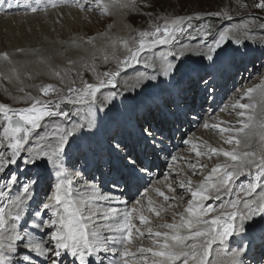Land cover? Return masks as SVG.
Masks as SVG:
<instances>
[{"label": "bare ground", "instance_id": "6f19581e", "mask_svg": "<svg viewBox=\"0 0 264 264\" xmlns=\"http://www.w3.org/2000/svg\"><path fill=\"white\" fill-rule=\"evenodd\" d=\"M78 2L87 10H82L80 7L76 6L77 0H0V53L7 52L11 60V63L1 60L3 71L8 72L9 66L11 70L18 69V67L21 69V64L25 65L24 63L33 64L32 66L34 68L29 65L31 67V70H29L31 76L28 78V81L29 79H33V85L37 90L43 82L60 79L55 72L59 69L65 72L63 73L64 77H62L65 88L75 87L79 83L85 81L83 77L85 73L89 72L94 74L90 81L92 84H97L99 78H103V76L93 73V71L98 69V71L101 72L100 69L102 66L108 65L110 68L116 70L118 60H122L128 55L127 50L123 47V41H128L129 44H131L132 38L137 34V31L126 24L128 15L132 12L130 2L127 0H102L100 6L96 4L95 0H78ZM53 3L59 6L52 7ZM105 5L107 6L106 10L104 8ZM88 6H91V9ZM33 7L40 10L33 13L31 11ZM103 11L111 16L109 18L112 20V24L103 33H96L90 37L91 25L95 28H100L106 20H109L108 18L98 17ZM89 38H92V43L87 42ZM239 39L242 42L244 38L240 37ZM249 40L250 38L248 37L243 41ZM170 46L171 45H159L157 48L155 47L153 57H158L159 54L166 53L168 51L166 49ZM18 49L22 51L18 52ZM190 50L193 54L197 55L196 53L199 50L206 51V48L204 44L200 43L197 46L191 47ZM144 53L141 55L140 61L144 60ZM239 56L241 55L235 54L233 59L229 58L225 60L226 63L222 70L217 68V60L214 64L210 63V65L212 64L210 66L212 74L200 83L202 87L200 84L196 85L200 77H197L195 73L191 72L188 74L189 76L183 75L177 80L171 78V82L166 80L159 87L147 91L146 94L139 95L137 91H133V87L136 86V80L142 72L141 71L128 78L121 75L117 77L118 86L125 88L127 91V99L123 97L119 99L116 95L113 97L111 86L102 88L100 92L97 93L96 104H98V98H102L104 103L109 100L111 101L109 107L105 111H97L96 109H98V106L93 109L92 118L94 120V128L91 132L86 131L79 139L78 144L71 145L69 157L65 160V166L69 167V171H72L70 165L75 164L76 170L80 172V183H74L73 196L77 200L82 197L87 201L93 211L99 210L100 213H103V211L108 208H115L121 212H123L125 208L128 210L136 208L137 211L133 212L132 215L137 225H139L138 216L143 214L150 219L151 223L148 226L152 227L154 231H166V229L159 228L158 225L173 222V213L183 212L187 201L191 199V195L187 192L186 188L182 189L180 187V182L183 181L187 184L190 178L193 187H196L216 164H232L231 161H226L222 156H217V158L212 159L211 155L213 154L208 151L210 148H224L225 150H232L235 148L241 155L245 151L256 152L257 155L264 152V140L261 139V137L264 136V129L260 127L261 124H264V98L261 97L259 89L252 94L251 98L245 97L243 100H240L241 103L255 104L256 108L254 110V125L250 129H245V132L249 134L248 138H245L244 133L236 137L241 140V145L239 147L235 144L228 145L223 142L225 137L232 135L231 133L221 134L218 128L211 127L213 124L220 125L221 127H240L239 121L242 120L243 117L238 116L237 113L242 110L234 109L232 105L244 95V92L248 88L255 87L256 85L254 84L257 81L248 83L250 76L245 77L240 73L238 75L242 77L240 82L238 81L237 87H244L243 91L240 90V93L234 94L226 101H222L221 99V95L224 96V91H227L226 81L229 80L233 83L234 75L238 73L234 71L239 67L236 65ZM105 57H107V60ZM251 57L252 56L249 54L245 55V58L242 59H249ZM197 58L200 61H204L200 56H197ZM168 60L174 61V57L169 56ZM70 61L71 63H69ZM149 63L151 62L149 61ZM138 64L136 63V65ZM135 66L130 69H133ZM226 70L229 71L226 72ZM221 71L225 73L224 78H220ZM231 72H233V74ZM79 78L82 80L76 82ZM257 85H264V80ZM150 87L151 84H148L147 88ZM207 91L208 94H212L210 96H215L214 102H212V108L208 107L207 109V111H211V113H202L200 114L201 116L199 115V119L194 118L195 116L187 117V119L185 116L184 118V112L190 111L196 114V109H198L208 95L206 93ZM18 93L20 94V92ZM141 100L144 102L143 105L140 103ZM160 104L163 106L161 113L162 119H160L159 111L157 112V107ZM146 107H148V109L150 107L151 110L153 109L154 114L150 115V111L144 114V108ZM170 107L173 108L172 111L176 112L178 115H175L178 122L177 125L180 128L179 133H177L178 138L172 136L173 133L169 132L170 130L167 132L166 130L168 128H163L162 126L163 123L176 124L174 118L172 119L169 113ZM219 107H221L223 111H219V113L216 114L214 110H219ZM209 108H211V110ZM78 110L80 112V117L82 116L81 121L86 123L89 118L88 106L78 105L72 112H77ZM248 111L252 112V110ZM73 119H76V117ZM145 119L154 122L156 119L161 120H159L161 124H158L161 128H159L158 133H160V135H158L157 139L162 141L163 150H161V145H157L155 152L151 151V149L145 152L143 149L140 137L136 136L137 128L133 125L135 122L138 123V126L144 125ZM190 121L192 122L190 123ZM205 123L209 124L210 127L207 129L204 128L203 125ZM109 124L111 126H109ZM55 130L56 128H53L46 136L39 139L33 138V141L28 142V144L32 143V145L28 146L27 144V147L32 149L33 153L39 151L38 145L44 146L45 149H47L49 143H56V138L52 135ZM182 136H187L186 140L189 141L191 145L190 149H186L188 148L186 147L188 143H184L185 140L182 141ZM113 137L120 139L121 142L127 146V150L135 152L140 158L145 159L146 154L150 152L153 155L152 157L154 158L155 165L160 168V171H164L163 175L166 176L167 179L155 178L154 173L150 175L149 172L146 171L143 173L142 179H133L127 183L123 180L120 181V184H123L127 194L121 189L122 187L113 188L112 180L117 179L122 172V164L118 162L120 155L118 156L109 151V143ZM177 140H181L182 148L178 147ZM164 141L169 145L168 148L165 146ZM190 141L193 142L191 143ZM193 145H196V148H193ZM84 149L87 152L93 150V153L99 154V158L95 160L92 156H85L83 165L77 164V160H81L82 155L80 152L84 151ZM197 151L206 154L202 155L203 158H201V156L196 155ZM160 155H162V159H160ZM174 157L176 159H173ZM110 159H112V162H110ZM144 163L148 167L151 165L147 161H144ZM199 164L206 165V167L203 169L197 168L195 170L197 174L193 175V169H191L189 165ZM95 166H97L98 169H95ZM19 167L23 169L24 165L22 164ZM46 169L53 174V178L50 180L46 178V172H44ZM83 169H85V172H83ZM93 170H95L97 174L92 180V174L89 173ZM226 170L238 171V169L232 167ZM12 171H16V166L12 167ZM256 174L257 170L255 168H245L244 174L240 175L232 182V188L234 190L233 195L229 197L227 194L221 192L220 195L222 200L226 201L230 198L235 199L236 192H239L238 186L241 185L242 182L245 184L248 181L254 182V178H249L248 180V177H255ZM25 176L38 178V183L32 186L29 193L30 200H25L24 212L22 213L23 219L28 217L26 215L27 213H33L37 207L41 206L42 199L46 197L45 195L49 194V196H51L53 194L55 183L58 182L51 166L42 162L38 163L37 166H32L29 171L23 173L21 175V181L25 179ZM94 181L96 183H94ZM149 182L152 183L148 184ZM140 184L146 185L141 189V193H139L142 195L144 194V196L136 199V201H140L139 204H133V195ZM88 185H95L101 194H109L113 197V202L109 203L106 201L89 199L93 194L90 189L86 190ZM168 185H172L175 188V193L168 190ZM243 187L246 186L244 185ZM14 189H18V186ZM13 190L11 195L15 197L17 193H14ZM157 190L164 192L165 195L170 198L169 201L166 202L163 197L159 196ZM20 194L23 196L22 192ZM174 195L183 196V200L179 198L172 200L171 198ZM215 195V193H212L213 198L206 202L209 206L214 208L216 207L215 204L220 201L215 199ZM48 197L43 201L44 203L48 202ZM117 197L121 201L120 203L114 202ZM239 198L241 201L247 199L253 204L258 200L264 199V180L260 181L258 192L253 193L250 197H245L243 192H240ZM149 200L152 201L151 206L155 210L160 211L159 216H156L154 212L148 211ZM124 201H127V204L123 203ZM169 203L173 204V207L170 208ZM7 204V201L0 200V207H5ZM229 210L231 211V209ZM236 210L238 212L243 211V203H241ZM218 214L219 212H215L212 216H217ZM48 218L49 214L45 213L43 219ZM176 219L178 220L179 217L177 216ZM256 221V226L250 230L252 236L243 239V242L248 246L247 253L244 257L245 264H253L254 261H257L255 262L256 264H264V247L262 246L264 243H262L260 239L261 225H264V221H260L258 217ZM105 223L108 222L103 219H98L94 230L102 237L118 235L117 233L109 232L107 228L103 227ZM148 226H140L141 231L144 233L143 236H139L134 232L132 243L127 246V249L122 245H109L110 248H115L116 252L113 253L109 251L108 253H100L99 258L103 259L104 264H125V260H127V264H143L142 255H146L149 257V264H151L150 253L141 254L138 251L139 247L147 248L152 246V239H154V237L149 236L147 232ZM33 235L36 239H40L41 236H43L45 240L48 239V237H45L44 233H34ZM241 239L240 236H236L223 247L214 244L209 254L208 264H231V250L239 246ZM192 242L194 241H187V243ZM230 244H234V246L233 249L228 250L227 248ZM125 250L131 253V255L127 257L122 256L121 253ZM22 254H27V251L25 250ZM16 259H19V256H17ZM43 259L42 257L33 255L31 264H42ZM257 259L263 260L258 261ZM70 260L71 257H67L66 262ZM91 260L92 264H96V257H92Z\"/></svg>", "mask_w": 264, "mask_h": 264}, {"label": "snow or ice", "instance_id": "6c2138e0", "mask_svg": "<svg viewBox=\"0 0 264 264\" xmlns=\"http://www.w3.org/2000/svg\"><path fill=\"white\" fill-rule=\"evenodd\" d=\"M95 2L98 6L102 4V0H95ZM58 6L56 3L52 4V7ZM76 6L87 10L79 4L78 0ZM254 6L264 10V0H259ZM104 8L106 10L107 6L105 5ZM38 10L40 9L35 7L31 9L33 13ZM184 23L183 17H176L170 20L166 19L163 24H154L150 31L139 32V39L133 37L131 44L128 41H123V47L127 50L128 55L122 60H118L116 71L103 73V77H107V79L99 78L97 84L84 83L82 89L70 87L68 91L75 95V99L69 97V102L88 105L89 118L86 123L77 119L69 126L56 125V130L52 134L56 138V143H49L47 149L38 145L39 151L33 153L32 149L27 147L30 134L41 127V122L46 118L60 117L67 121L70 116L80 117L79 110L71 113L63 111L59 103L53 104L50 100L41 101L31 95L27 96L31 103L25 108L17 110L0 104V115L3 119L2 130H0V146L6 145L0 150V200L8 202L5 207H0V264H31L33 255L44 258L42 264H65L67 257H71L67 264H92V257L97 258L96 264H104L103 259L99 258V254L109 251L116 252V249L110 248L109 245H122L127 249V246L132 243L134 232L139 236L144 235L140 226H148L151 221L145 215L140 214L138 216L139 225H137L132 215L137 211L136 208L131 210L125 208L123 212L115 208H108L100 213L99 210L93 211L82 197L77 200L73 196V187L74 183H80V172L76 170L75 164L70 165L72 171H69V167L65 166V160L69 157L71 145L78 144L83 134L86 131L91 132L94 128L92 117L97 93L106 86L115 88L117 77L121 71L130 67L133 62L140 63V57L144 52L151 51L159 45H173L174 47L177 35L187 32V28L183 26ZM188 34L192 39H195L196 35L206 39L213 36V30L210 25L201 24L196 28L195 35ZM229 39L228 31H220L213 36L211 43L205 45L206 51L199 50L196 54L214 64L217 56L225 51L224 46ZM87 42L92 43V38H89ZM231 42L235 45L241 43L235 33L231 34ZM17 51L22 50L18 49ZM169 56L174 57L175 62L169 61ZM182 56V52L169 48L166 53H161L158 57H149L145 62V67L151 68L152 72L150 74L140 73L133 91H144L148 84L159 87L164 83V80L171 82V78L180 66ZM105 59L107 60V57ZM0 60L11 63L7 52L0 53ZM258 89L261 97L264 98V85H256L248 88L244 95L232 105L234 109L242 110L237 113L238 116L243 117L239 121V128L211 125L213 128H218L221 134H232L224 138V143L235 144L239 147L241 140L236 137L244 133L245 138H248L249 134L245 132V129H250L254 125L256 105L241 103L240 100L245 97L251 98ZM40 90L44 96H47L50 91H58L52 85L44 86ZM20 91H24V89L21 88ZM114 96L115 93H113ZM110 103V100L102 103L96 110L105 111ZM248 110H252V112ZM203 126L206 129L210 127L207 123ZM260 127L264 129V124H261ZM158 135L160 133L151 124L146 123L141 127L140 141L145 152L148 149L155 152L157 145H161V150H163L162 141L157 139ZM261 139L264 140V136ZM184 143L187 144L189 141L185 140ZM193 148H196V145H193ZM109 151L118 156L123 153L121 160L124 161L120 176L112 180L113 188H119L121 180L127 183L133 179H142L143 173L149 170L143 159L135 152L127 150V146L118 138L113 137L110 141ZM208 151L213 155L224 157L232 164H216L196 187H193L190 178L187 184L183 181L180 182V187L186 188L191 195L183 212L173 213V222L158 225L159 228L166 229V231H154L152 227L148 226L149 236L154 237L152 246L139 247L138 249L141 254L150 253L151 264H208L213 245L218 244L223 247L236 236H240L242 239L239 246L231 250V264H245L244 257L248 246L243 242V239L252 236L250 230L256 226L257 217L260 221H264V199L253 204L247 199L241 201L239 195L240 192H243L245 197H250L260 187V181L264 180V152L257 155L256 152L245 151L241 155L235 148L225 150L215 147ZM205 154L196 152L197 156ZM41 162L51 166L58 182L55 183L53 194L47 198L48 202H42L41 206L37 207L33 213L26 214L29 219H23L25 200H30L29 193L32 186L38 183V178L25 176L22 182L21 175ZM20 164L24 165L23 169L19 167ZM13 166H16V171H12ZM189 167L193 169V175H196L195 170L203 169L206 165H189ZM229 167L236 168L238 171H227L226 169ZM245 168L257 170L255 182L241 187L239 192H236L235 199L222 200L221 192L229 197L233 195L232 182L244 174ZM17 186H19V191L15 197H12V190ZM167 187L170 192L175 193V188L172 185ZM87 189H90L93 194L89 199L113 202V197L109 194H101L95 185H88ZM21 192L23 196L20 194ZM212 193L216 194V200L221 201L215 208L206 203L213 198ZM157 194L163 197L166 202L170 199L159 190H157ZM177 198L183 200V196L178 195H174L171 199L176 200ZM114 202L120 203L121 201L117 197ZM123 203L127 204V201ZM135 203L139 204L140 201L137 200ZM241 203H243L244 210L238 212L236 209ZM151 205L152 201L149 200L148 211L159 216L160 211L155 210ZM169 207H173V204L169 203ZM227 209H231V211H227ZM213 212H219V214L211 216L210 214ZM45 213L49 214L48 219H43ZM98 219L108 222L103 227L118 235L100 236L94 230ZM34 233H44L48 239H43V236L36 239ZM260 239L264 243V225H261ZM190 240L194 242L187 243ZM25 250L27 254H22ZM121 255L127 257L131 253L125 250ZM17 256L19 259H16ZM142 259L143 264H149L148 256L142 255ZM125 264H127V260H125Z\"/></svg>", "mask_w": 264, "mask_h": 264}, {"label": "rangeland", "instance_id": "374dc122", "mask_svg": "<svg viewBox=\"0 0 264 264\" xmlns=\"http://www.w3.org/2000/svg\"><path fill=\"white\" fill-rule=\"evenodd\" d=\"M127 1L130 2V5L132 6V12H130V14L128 15V20L126 21V24L128 26H130L132 29H134L135 31H137V34L135 35V38L137 40L139 39V37H138L139 32L145 31V30H148V31L152 30V26L154 24H163L166 19L170 20V19H173L176 17H183L184 18L185 23L183 26L185 28H187V32H185L183 34H178L176 37V40L174 41V47H173V45H171L169 47V48H173L174 51H180L183 53L182 59L180 60V66L177 69L175 75L172 77V79L174 78L177 80L178 78H181L180 76H183V75L189 76L188 74H190L191 72L195 73V75L197 77H200L198 79L196 85H199L205 79H207V77L212 74V72L210 70V66L212 64L210 65V62H208L206 59H204V61H200L197 58L198 55L193 54L192 51L190 50V48L197 46L200 43L204 44V45H206L207 43H211L213 36L217 35L220 31H228L230 33V39L224 46L225 51L221 52L219 54V56H217V58H216V60L218 61L216 64L217 68L222 70L224 68L223 66H225V63H226L225 60H227L229 58L233 59L234 58L233 56L235 54H237V55L240 54L241 56H239V59L236 63V65H238L239 67H238V69H235V71H234L235 73H237V72L238 73L236 75H234L233 83L229 80L226 81L227 91L226 92L224 91V96L221 95L222 101L223 100L226 101L231 96H233L234 94L240 93L239 92L240 90L243 91L244 87H242V86H240L241 88L237 87L238 81L240 82V79L242 77L238 74L241 73V75H243L245 77L250 76L248 79V83H252V81H257L254 85H257L258 83H260L264 80V74H263L264 73V10L257 9L254 6L256 3L259 2V0H127ZM242 5H245V6H242ZM89 8L91 9V6ZM98 17L99 18H108L109 20H106V22H104V24L100 28H95L94 26L91 25L90 37L95 35L96 33H103L112 24V20L109 18L111 16H109L107 12L103 11V13L99 14ZM189 18H191V19H189ZM201 24L210 25L212 30H213V36H209L205 39L204 37L196 35L195 39L190 38L188 33H192L193 35H195L196 28H198ZM233 33L238 35L239 38L243 37L244 39H246L249 37L250 40L249 41H243L244 40L243 39L239 45H234L231 42V34H233ZM169 48H167L166 50H168ZM153 51H154V49H152L151 51H146L143 55L144 60H141L139 64L137 63L138 65H136V62H133L130 67L121 71L120 75L125 77V78H128V77L134 76L136 73H139L141 71H142L141 73L150 74L152 72V69L146 68L145 62L148 61L149 57L154 56ZM249 54L252 56L251 58L242 59V58H245V55H249ZM173 62H175V60ZM1 63L2 62L0 60V104H3L9 108L17 109V110L21 109V108H25V107H28L31 103V101H29L27 99V96L31 95L34 98H39L41 101H49L50 100V101H52L53 104L59 103L60 108L63 111H68L70 113L72 112V110L76 106H78V104H73V103L69 102L68 98L71 97L72 99H75V95L68 91V89L70 87L65 88V86L63 85L64 82H63L62 77H64L63 73H65L63 70L59 69V70L55 71L56 73H58L57 76L60 77V79L53 80V81L50 80L49 82H43L36 90L35 86L33 85V79H29V81H28V78L31 76V73H29L30 72L29 70H31L30 68L33 67L32 66L33 64H31V63H24L25 65L21 64L22 65L21 69L23 68L26 71H24L23 69L22 70L19 69V67H18V69H11L10 70V66H9L8 72H4L2 69L3 67L1 65ZM133 66H135V67L133 69H130ZM26 67H28V68H26ZM100 70H101V72L98 71V69H95V71H93V73H96L98 75L100 74L103 76V73L109 72V71H116L117 69L115 70L114 68H110L108 65H106L104 67L102 66V68ZM129 70H131V71H129ZM254 70H256V71H254ZM227 71H229V70H226V72ZM231 73L233 74V72H231ZM93 76H94V74H92V72L85 73V75L83 77V80H85V81L76 85L75 88L82 89L84 83L85 82L90 83L91 82L90 80L92 79ZM221 77L222 78L225 77V73H222V71L220 74V78ZM103 79H107V77H103ZM161 79L164 80V78H161ZM80 80H82V79L79 78V79H77L76 82H80ZM164 81H166V80H164ZM50 82H53V83H50ZM47 85H52L53 88L57 89L58 91H50L47 96H44L40 89L44 86H47ZM200 86L202 87V84H200ZM15 88H16V90H15ZM21 88H23L24 91H20ZM153 88H157V87H153V86H151L150 88L146 87L144 89V91L137 90V94H139V95L146 94L147 91H149ZM33 89H35V90H33ZM111 90L113 91V93H115V95L119 99L121 97H123L125 99L128 98L127 91L125 90V88L118 86V84L115 88L112 87ZM18 92H20V94ZM206 93L208 94V91ZM220 93H222V92H220ZM210 95H212V94H208L206 99L202 102V104L198 107V109H196L197 110L196 114L193 112L191 113L190 111H187V112H184L185 113L184 118H185V116H186V119H187V117H190V116L194 117L195 116L194 118L199 119L201 116L200 114H202V113L210 114L211 111H207V109H208V107L212 106V104H213L212 102H214V97H215V96H210ZM185 96H186V94H185ZM143 98H145V97H143ZM173 100H174V98H173ZM102 103H104L103 99L98 98V104H95L94 108L97 106L99 108ZM140 103H141V105H143L144 102L141 100ZM86 106H88V105H86ZM129 107L133 108L132 106H129ZM211 108H209V109L211 110ZM162 109H163V106L160 104L157 107V112L159 111L160 119H162V117H161ZM172 109L173 108L169 109V113L172 116V119L174 118V120H175L174 122L176 124L163 123L162 126H163V128H168L166 131L168 132L170 130L169 132L173 133V135L172 134L171 135L176 136V138H178L177 133H179L180 128L177 125V123H178L177 118H175V115L176 116H178V115L176 112L172 111ZM220 109H221V107H219V110H214L215 113L216 114L219 113V111H221ZM148 111H150V115L154 114V110L153 109L151 110L150 107H149V109H148V107L144 108V114L148 113ZM157 112H156V114H157ZM74 117H76V119H73ZM144 117H145V115H144ZM81 118H82V116L80 117V120H81ZM77 119H79V117H77V116H70L67 121L62 120L60 117L46 118L44 121L41 122V127L34 130L30 134V140L29 141H33L34 140L33 138L39 139L41 137L46 136L47 133L50 132V130H52L53 128H56V125L69 126L70 122L76 121ZM160 119H156L155 122L145 119L144 125L146 123L151 124L158 132L159 128H161V126H158V124H161V122H159ZM210 119H211V117H210ZM191 122L192 121H190V123ZM2 123H3V119H2V115H0V130H2ZM144 125L142 124L141 126H138L137 122L134 123L133 126L137 128V131H136L137 137H140V129ZM109 126H111V125L109 124ZM163 134H165V133H163ZM181 134H183V133H181ZM186 137L187 136H185V137L182 136V141L186 140L187 139ZM180 141L181 140L178 141V147L182 148V144ZM190 142L192 143L193 141H190ZM164 143H165V146L168 148L169 145L166 143V141H164ZM29 145H32V143L28 144V146ZM2 147H6V145L0 146V150H2ZM186 147H188L186 149H190V147H191L190 143H188V145ZM92 151L93 150L87 152L84 149V151L80 152L82 156L79 153V155L81 156V160L78 159L77 164L83 165V162L85 160V156H87V157L92 156V157H94L95 160H97L99 158V154L93 153ZM121 156H123V154H120L118 162H120L122 164L124 161L121 160ZM152 156L153 155L150 152H148V154H146V156H145V159L144 158H141V159H143V161H147L148 163L151 164L150 167L147 166L149 169L148 172L150 175H151V173H154L155 178L165 180L166 176L163 175L164 171H160V168L157 165H155V161H154V158ZM160 156H161L160 159H162V155H160ZM107 157H108V155H107ZM82 158H83V160H82ZM105 158H106V156H105ZM201 158H203L202 155H201ZM211 158L215 159V158H217V156L211 155ZM110 162H112V159H110ZM20 165H22V164H20ZM94 168L98 169L97 166H95ZM44 172H46L45 174H46V178L48 180L53 178V176H52L53 174L50 171H48V169H46V171H44ZM83 172H85V169H83ZM89 174H92L91 179L93 180V178H95V175L97 173L95 170H93ZM249 178L255 179V177H251V176L248 177V180H249ZM23 181L24 180H22V182ZM94 183H96V182L94 181ZM107 183H108V181H107ZM150 183H152V182H149L148 184H150ZM248 183H250V181H248L246 184L244 182H242L241 185L238 186V190H240V188L243 187L244 185L247 186ZM144 186H146V185L140 184V186H138L136 188L135 194L133 195V198H132V201L134 202V203L132 202L133 204H135V201L137 198H139V197L142 198L144 196V194L143 195L139 194V193H141V189H143ZM119 187L120 188L122 187L121 188L122 190L124 189L122 184H120ZM258 190H259V187L257 189V192H258ZM18 191H19V186H18V189L13 190L14 193H17ZM45 196L48 197L49 194H47ZM46 197L42 199V202L46 200ZM130 203H131V201H130ZM220 203H221V201L217 202L215 204L216 207ZM228 210L229 209H227V211ZM214 214H215V212H213L210 215L212 216ZM26 219H29V217H27ZM45 237H48V236L45 235ZM233 246H234V244L233 245L230 244L227 249L231 250V249H233ZM262 246L264 247V244H262ZM236 247H238V246H236ZM257 260L259 261V260H263V259H257ZM255 262H257V261H254L253 264H256ZM65 264H67V262H65Z\"/></svg>", "mask_w": 264, "mask_h": 264}]
</instances>
